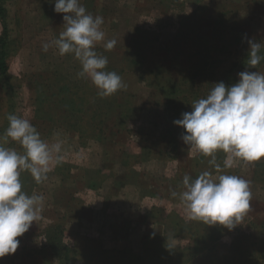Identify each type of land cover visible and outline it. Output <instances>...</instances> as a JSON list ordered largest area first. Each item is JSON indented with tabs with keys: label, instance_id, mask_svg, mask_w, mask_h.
Masks as SVG:
<instances>
[{
	"label": "rangeland",
	"instance_id": "374dc122",
	"mask_svg": "<svg viewBox=\"0 0 264 264\" xmlns=\"http://www.w3.org/2000/svg\"><path fill=\"white\" fill-rule=\"evenodd\" d=\"M79 3L94 17L99 15L103 18L101 28L105 39L96 44L95 51L107 57L105 70L108 71L109 65L125 68L119 74L125 87L111 96L99 98L104 106L116 107L119 111L129 107V117L125 120L128 130H114L108 126L101 133V138L96 140L92 138L98 132L94 125L83 123L80 127L70 121V124L59 126L52 119L45 120L44 116L52 111L51 107L59 106L57 100L36 115L38 111L34 101L37 86L46 78L53 82L48 88L50 92L62 83V78L69 83H78L85 79L77 75L82 66L74 54L61 56L54 46L47 52L42 50L45 42L59 38L66 28L64 14L53 10L54 2L0 0V8L3 5L6 8L5 15L0 13V36L6 32L12 40L8 58L10 84L5 87L0 80V136L9 125L7 116L16 114L28 119L46 143L59 142L62 145L61 163L53 165L42 182L37 183L28 171L21 173L22 191L44 197L41 219L34 221L26 233L17 237L20 243L16 252L0 258V264H170L178 259L184 260L185 264L191 256L194 258L186 264H196L195 261L215 264L208 249L213 247L210 245L217 243L218 249L224 246V251H230L229 246L237 236L236 241L244 243L245 236L240 231L247 233L246 239L251 243L245 254L246 260L257 254L264 257V242L261 241L264 233L261 230L255 232L254 237L257 235L258 239L254 243V239H250L253 232L248 221L249 215L258 221L264 218V187L255 178L256 167L236 160L231 168H225L227 174L250 182V208L236 230H224L223 227L217 232H210L208 228L212 225L188 218L180 199V194L186 190L183 177L187 174L195 179V175L206 171L205 166L199 167L195 160L198 151L180 138L175 159L160 156L158 150L161 143L157 140L159 131L155 122L162 118L161 109L153 108L150 103L137 117V111L127 103L134 98L130 96L132 94L135 95L132 103L140 105L145 103V98L152 100L155 96L150 87L153 81L143 78L134 69L151 72L152 60L146 57L143 63L131 61L133 56L129 45L137 26L156 30L162 44L179 27L185 33L187 25L209 39L213 33V17L217 16V10H222L221 5L224 15L229 16V22L225 21L230 25L228 27H239V32H244L243 39L229 48L241 49L240 54L249 52L251 41L263 45L261 55H264V0H187L183 13L172 6V0H79ZM180 15L183 16L180 18ZM167 18L172 19L171 24L165 22ZM228 34L234 37L232 33ZM112 39L116 40L115 46L119 49L105 50L104 43ZM196 47L188 40L182 48H190L186 51L191 54ZM234 57L236 54L229 55L230 62ZM245 58L244 65L242 62L236 66H224V69L231 67V71L226 73L228 76L224 77L226 86L232 85L231 80L238 82L240 72L264 73V60L256 67H250ZM170 64L167 59L164 66L170 68ZM187 66L188 63H185L181 68ZM39 74H43L45 79ZM158 79L161 80L160 75ZM54 82L56 85H53ZM159 82L153 83L160 86L165 83ZM120 92H124V96ZM120 120L116 118L115 122ZM145 142L153 143L149 147L151 156L146 160L140 158L138 161L142 162L136 165L135 171L134 167L127 170L122 164L124 151H129L131 156L145 154ZM4 146L23 153L18 142L9 140ZM167 148L166 152H171L170 147ZM135 159H131L133 165L137 163H134ZM178 166L184 171L181 178L175 174L176 170L180 171ZM210 175L216 179L220 174ZM210 233L215 235L204 243L205 248L201 246L195 250L197 245H202L197 236ZM240 244L235 242L231 253L224 256L238 261L241 257L240 252L237 254ZM148 246L154 248L150 254L145 253ZM125 250L145 256L137 261L130 254H119V251Z\"/></svg>",
	"mask_w": 264,
	"mask_h": 264
},
{
	"label": "clouds",
	"instance_id": "9594fccd",
	"mask_svg": "<svg viewBox=\"0 0 264 264\" xmlns=\"http://www.w3.org/2000/svg\"><path fill=\"white\" fill-rule=\"evenodd\" d=\"M54 12L63 13L66 28L59 38L42 45L58 49L59 55L74 54L82 69L78 77L88 78L98 89L101 98L123 89L125 84L115 71H106L108 59L95 51L98 42L104 41L101 26L103 18L93 16L79 0H50ZM116 40L104 43L105 50H112ZM247 65L256 67L262 60L261 43L249 41ZM238 82L226 86L214 83L206 98L194 101L192 111L182 113L173 121L185 132L181 139L204 156L217 170L216 153L227 154L224 168H231L234 161L251 163L264 158V73L243 71ZM9 125L0 136V258L15 253L20 241L32 223L41 219L44 197L28 195L22 191L20 175L28 171L37 183L46 178L55 164L62 161V145L48 144L41 139L35 126L16 114L7 116ZM18 142L23 153L4 145ZM185 191L180 199L188 218L206 225L220 224L233 229L250 208L249 181L232 174H220L213 179L205 171L195 179L185 175ZM175 195V193H173Z\"/></svg>",
	"mask_w": 264,
	"mask_h": 264
},
{
	"label": "trees",
	"instance_id": "16d2710c",
	"mask_svg": "<svg viewBox=\"0 0 264 264\" xmlns=\"http://www.w3.org/2000/svg\"><path fill=\"white\" fill-rule=\"evenodd\" d=\"M199 1V0H197ZM172 6L174 8H178V11L183 13L187 3V0H172ZM222 10H217V16L213 17L214 26H213V33L212 37L209 39L205 38L202 34L196 33L192 27H189L187 24L186 32L184 33L181 27L176 28L178 29L176 33L173 30V35L169 40H166L165 44H162L161 40L157 38L156 30H149L148 28H141L137 26L134 30V38L131 41V54L133 63H143L146 60V57H149L152 60V68L149 67L151 72H147L146 70H141L138 68H134L135 70L139 71L143 78L149 79L154 83H161L159 81H163L165 83L161 84H154L151 82L150 87L153 88L155 96H153L152 100L149 98H145V103H141V105L134 104L133 99L135 95L132 94L130 96L134 97L131 102L127 100V103L132 104V109L136 110L135 116L139 117L141 112L144 113L145 106L147 104L152 103V107H157L162 111V120L155 122L158 126V136L157 140L161 143L159 147L158 154L163 157H168L169 159H175L177 154L176 151L178 149V141L180 140L182 134L185 130L178 125L173 123L176 119L182 118V113L192 111V103L198 99L206 98L209 94L210 90L214 87V83L216 82H224V77L227 75L226 73L231 71L230 68L224 69V66H236L243 62L245 63L244 57L248 56V52H241L239 48L236 50L230 49L229 47L233 44H238L242 39L244 32H239V27L232 26V28L228 23L226 24L225 21L229 22V16L227 18L224 15V8L220 5ZM4 5L0 8L1 15H5ZM183 15H180V18ZM167 24L172 23L171 18H167L165 21ZM176 23V22H175ZM177 25V24H176ZM6 31V30H5ZM146 31V32H144ZM228 32L232 33L234 36L233 38L228 34ZM144 39V40H143ZM188 40H190L193 46H197L196 49H193L191 54L188 52L187 49H183L184 45L188 44ZM12 40L9 39L7 33L4 32L0 36V80L2 84L6 87V85L10 84L9 80L11 76L8 72V58L10 56V52L12 51L11 48ZM160 43V44H157ZM199 46V48H198ZM263 46V45H262ZM183 47V48H182ZM118 48L114 46L112 50ZM119 49V48H118ZM151 50V51H148ZM263 51L260 52L262 54ZM227 53V54H226ZM236 54V57L230 62L229 55ZM245 58V59H246ZM169 59L171 64L170 68L164 66L165 61ZM161 61V63L159 62ZM226 61V62H225ZM185 63H188V66L184 69L181 68ZM154 64H157L154 65ZM132 66V65H131ZM108 71H115L117 74H120L122 71L125 70L124 67L122 68H115L114 66H108ZM146 74L150 76H146ZM40 75V74H39ZM161 76V80L158 79V76ZM45 79L44 75H40ZM228 76V75H227ZM52 79L46 78L45 82L37 87V96H35V106L37 107V114L44 108L46 105L49 107L52 106L51 102L56 101L59 102V106L56 107L52 106V111L47 112V115L44 116L45 120H54L55 123L58 125H62L63 123L70 124V121H73V125L80 127L83 123L94 125L98 129V132H95L94 137L96 140L101 138V133L108 127L112 126L111 128L114 130L116 129H125L128 130V124L125 121L126 117H129V107L122 109H113L111 106H104L100 101L98 95V89L95 85L91 82L90 79H83L78 83H69L68 81H64L62 78V83L56 86L53 92H50L48 88L52 85ZM234 81L231 80L230 84H233ZM229 84V85H230ZM53 85H56L54 82ZM149 87V86H148ZM124 96V92L121 93ZM116 100H114L115 102ZM48 107V108H49ZM58 107V108H57ZM60 107V108H59ZM119 111V112H118ZM72 112V114H71ZM117 114V115H116ZM120 115V116H119ZM75 116V117H74ZM118 116V117H117ZM59 117L58 119H56ZM74 117V118H72ZM116 118L121 119L119 122H115ZM60 123V124H59ZM119 123L120 125H117ZM128 125V126H125ZM125 128H123V127ZM118 127V128H117ZM113 136H115V131L113 132ZM151 138V137H150ZM146 146L139 143L143 146V149L146 150L145 154H138V156H131L130 152L125 150L123 153L122 164L127 167V170L133 169L135 171V167L137 164H141L142 161H138L140 158H144L146 160L149 156H151V150H149L150 145L153 143L145 142ZM170 147L169 153L166 152ZM168 154L169 156H164ZM216 163L221 165V169L217 170L214 165L210 164L209 161L212 159L210 156H204L198 152L195 156V160L200 165L205 166L206 171L210 174H227L225 172L224 159H227V154L222 151L217 152L216 154ZM137 158L134 160L135 165L132 164L131 159ZM252 166H255L256 169L254 170L256 175V179L260 181L261 185L264 187V158H261L258 161L251 162ZM179 167V166H178ZM177 167V168H178ZM181 167H179L176 175L180 178L183 176L181 171ZM227 171V170H226ZM231 174V173H228ZM199 176V175H195ZM191 220H188L190 222ZM248 221L250 225V229H252V236L250 237L254 239V243L258 239L256 235L254 237V233L258 230H261V233H264V218L263 220H256V218H251L248 216ZM192 225L195 224L194 221L190 222ZM241 225V224H240ZM239 225V226H240ZM238 224L233 228L236 230ZM224 230L228 229L227 227L215 224L212 227H209L210 232H217L221 228ZM216 230V231H215ZM184 231V230H181ZM245 237L243 238V244H240L236 241L238 236L233 243L229 246L230 251H224V246L219 247V244L215 243L214 245H210L213 247H209L208 249L212 252V256L214 257L213 263L215 264H264V257L260 255L250 256L246 260V251L250 246V242L246 239L247 233L245 231H240ZM214 234H203L202 236H197V240L202 245H197L195 250L200 249L202 246L205 248V244L209 242L208 240L214 236ZM240 237V236H239ZM242 238V237H241ZM202 239V240H201ZM48 240V239H47ZM203 240H206L203 242ZM264 242V238L261 240ZM235 242L240 244L241 249L237 252H240L241 257L240 259L234 260L229 258V256H224L231 253L233 249V245ZM154 248L148 246L145 250L146 254H150ZM61 252V251H60ZM59 251L57 253H60ZM84 253V252H83ZM80 253V254H83ZM85 254V253H84ZM119 254H130V256L136 257L137 261H141L144 254H137L132 253L131 250L119 251ZM264 255V254H263ZM194 256L189 257L185 264L188 263ZM84 259V257L82 258ZM84 262L85 259H84ZM184 260L178 259L175 261H171L170 264H184ZM196 264H200L198 261H195Z\"/></svg>",
	"mask_w": 264,
	"mask_h": 264
}]
</instances>
